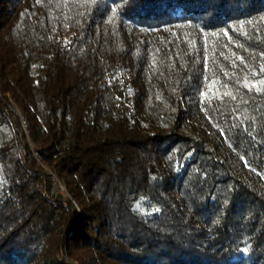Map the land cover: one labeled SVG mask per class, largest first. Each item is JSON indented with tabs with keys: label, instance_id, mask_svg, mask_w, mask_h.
Returning <instances> with one entry per match:
<instances>
[{
	"label": "trees",
	"instance_id": "16d2710c",
	"mask_svg": "<svg viewBox=\"0 0 264 264\" xmlns=\"http://www.w3.org/2000/svg\"><path fill=\"white\" fill-rule=\"evenodd\" d=\"M0 264H264V0H0Z\"/></svg>",
	"mask_w": 264,
	"mask_h": 264
},
{
	"label": "rangeland",
	"instance_id": "374dc122",
	"mask_svg": "<svg viewBox=\"0 0 264 264\" xmlns=\"http://www.w3.org/2000/svg\"><path fill=\"white\" fill-rule=\"evenodd\" d=\"M61 188H60V190H62V192L66 194V190L63 187H61Z\"/></svg>",
	"mask_w": 264,
	"mask_h": 264
}]
</instances>
